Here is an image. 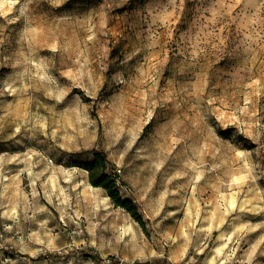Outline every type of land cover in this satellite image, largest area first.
Instances as JSON below:
<instances>
[{"label": "rangeland", "instance_id": "obj_1", "mask_svg": "<svg viewBox=\"0 0 264 264\" xmlns=\"http://www.w3.org/2000/svg\"><path fill=\"white\" fill-rule=\"evenodd\" d=\"M0 264H264V0H0Z\"/></svg>", "mask_w": 264, "mask_h": 264}, {"label": "trees", "instance_id": "obj_2", "mask_svg": "<svg viewBox=\"0 0 264 264\" xmlns=\"http://www.w3.org/2000/svg\"><path fill=\"white\" fill-rule=\"evenodd\" d=\"M89 178L94 186L104 188L116 205L127 209L136 218L139 217L137 207L131 199L124 198L117 184V179L110 171L109 161L103 151H96L94 158L84 163Z\"/></svg>", "mask_w": 264, "mask_h": 264}]
</instances>
